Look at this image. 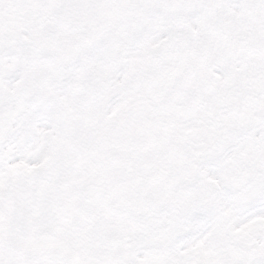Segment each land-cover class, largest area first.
<instances>
[{
  "label": "snow or ice",
  "instance_id": "obj_1",
  "mask_svg": "<svg viewBox=\"0 0 264 264\" xmlns=\"http://www.w3.org/2000/svg\"><path fill=\"white\" fill-rule=\"evenodd\" d=\"M0 264H264V0H0Z\"/></svg>",
  "mask_w": 264,
  "mask_h": 264
}]
</instances>
